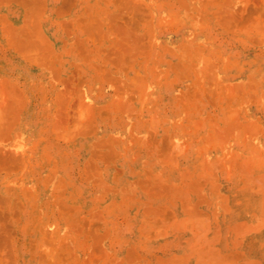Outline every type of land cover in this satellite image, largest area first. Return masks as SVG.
I'll list each match as a JSON object with an SVG mask.
<instances>
[{
  "label": "rangeland",
  "instance_id": "374dc122",
  "mask_svg": "<svg viewBox=\"0 0 264 264\" xmlns=\"http://www.w3.org/2000/svg\"><path fill=\"white\" fill-rule=\"evenodd\" d=\"M0 264H264V0H0Z\"/></svg>",
  "mask_w": 264,
  "mask_h": 264
}]
</instances>
